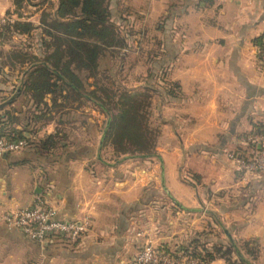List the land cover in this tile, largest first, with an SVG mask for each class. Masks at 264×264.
Segmentation results:
<instances>
[{"label":"crops","instance_id":"0c3cea01","mask_svg":"<svg viewBox=\"0 0 264 264\" xmlns=\"http://www.w3.org/2000/svg\"><path fill=\"white\" fill-rule=\"evenodd\" d=\"M109 7L125 42L117 51L133 64L129 88L151 76L178 84L175 94L163 82L160 90L142 88L165 96L161 121L171 127V145H157L151 156L117 157L106 145L109 118L84 89L74 102L53 103L48 95L27 108L20 101L28 68L23 60L10 61V52L37 55L40 42L0 40V84L8 80L0 86V134L6 126L33 142L53 135L57 156L43 169L32 144L0 158V214L46 198L59 218L91 221L75 242L54 237L40 245L0 219V264H124L146 242L186 258L188 238L201 235L209 244L224 239L231 262L240 253L250 264H264V170L241 172L226 154H248L242 137L264 125L257 44L264 0H111ZM13 9V0H0V16L15 15ZM40 110L49 117L36 125ZM209 244L201 245L211 251ZM225 263L214 257L208 264Z\"/></svg>","mask_w":264,"mask_h":264},{"label":"trees","instance_id":"16d2710c","mask_svg":"<svg viewBox=\"0 0 264 264\" xmlns=\"http://www.w3.org/2000/svg\"><path fill=\"white\" fill-rule=\"evenodd\" d=\"M23 1L28 0H13L14 10L21 19L7 23L0 32L4 31L3 33L9 36L29 35L38 28L31 21L22 20L23 14L19 10ZM110 2L111 0H57L56 10L43 12L46 16L44 22L47 28H44L41 34L39 53L33 55L30 50L26 49L23 52L19 49L10 54L15 56L16 60L28 63L22 92L33 105H39L48 95L50 101L58 103L60 100V104L63 103L62 98H65L68 91L78 95V91L86 86L81 78V72H87L89 76H92L95 72L97 73L98 59L102 55L111 51L110 49L115 53L117 48L125 46L124 39L111 18ZM45 36L50 38L46 39ZM263 38L264 34L257 41L260 51ZM161 80L169 94L176 93L178 88L176 82H170L165 78ZM104 92H107L106 88ZM151 95L149 89L135 94L128 91L120 92L117 97L115 95L113 105L108 107L96 89L89 90V98L97 101L109 116L106 140L116 146L113 148L117 152L144 157L155 153L153 150L155 141L147 137L148 127L144 122L151 103ZM1 130L0 136L10 139L24 137L23 133L14 128L3 126ZM250 131L264 132V125L255 124ZM27 139V147L35 144L39 150L55 147L56 143L53 135L36 139L34 142L33 138ZM244 145L248 150H256L250 144L244 143ZM201 244L198 239H192L189 245L182 249L187 257L198 258L204 264H208L217 256L225 258V264H247L241 259L230 261L229 254L232 247L229 244L216 245L212 248L213 251ZM180 251L174 250L171 253L175 255Z\"/></svg>","mask_w":264,"mask_h":264},{"label":"rangeland","instance_id":"374dc122","mask_svg":"<svg viewBox=\"0 0 264 264\" xmlns=\"http://www.w3.org/2000/svg\"><path fill=\"white\" fill-rule=\"evenodd\" d=\"M57 1V0H56ZM55 0H28L26 2H22L21 8H20V12L22 14H24V21L28 22L31 20V22H33V20L35 19L36 24H38V28L34 29L31 34H26L24 36L20 35V38L18 35H16V39L12 38L13 35H6L1 31L0 32V40H12L13 42L16 41H24L27 44H32V42L35 40L36 42H40V38H41V34L43 33V29L47 28L46 24H45V19L46 16L45 14H43V12H50L53 7H54V2H56ZM126 1V0H125ZM14 10V9H13ZM16 16H17V12H13ZM15 15L12 16V21H14L15 19ZM49 19V18H47ZM2 29V28H0ZM11 37V38H10ZM46 39H49V36H45ZM19 49H14L13 51L10 52V54H13L15 51H17ZM111 51H107L104 55H102L99 59H98V70L97 73L95 72L92 76H89V74L87 72H81V78L83 80V83L86 85L83 89L86 92H89V90H94L96 89V91L98 92V94L102 97L103 102L106 104V106L111 107L113 105V102L115 99V95L116 97L118 96V94L120 92H124V91H128V92H132L133 94L138 93V92H144V90L142 89L144 85H149L152 87H156L159 88L160 90V84H162V80L161 79H157L154 78L153 76H151L148 79L145 80H139V85L136 86V88H138L137 90H134L136 88H129L130 87V83L128 80V77L131 76L128 74L129 71V66H132L133 64L130 63V59L127 58L124 63L120 58V52L117 51L115 53H113L112 49H110ZM32 51V50H30ZM42 51V50H41ZM36 52L39 53L38 48L36 49ZM122 53L126 55V51L125 48L122 49ZM122 54V56H123ZM127 55H129V53H127ZM5 57V56H4ZM29 57V56H28ZM27 57V59H28ZM124 57V56H123ZM8 60V58H6ZM11 59L16 60L15 56H10V61H12ZM2 65V63L0 64V66ZM11 67L14 66V63L10 62ZM28 66V63H26V68ZM121 66L124 67L121 70ZM127 68V69H126ZM12 69H17L15 68H9L10 71H8V74L13 73ZM130 72V71H129ZM15 73V72H14ZM13 73V74H14ZM7 75V74H6ZM8 82V80H4V82H1L0 86H4L6 85ZM22 85V83H21ZM142 86V87H139ZM107 89V92H104V89ZM140 88V89H139ZM80 96L79 94H75L72 93L71 91H68L67 95L65 96V98H62L63 102H74L77 99H79ZM90 101V100H89ZM22 102L26 107L29 104H32L31 101L28 98H25L24 96L22 97V100L20 101ZM52 102V101H50ZM91 102H95V100L91 99ZM97 102V101H96ZM150 105L147 109V117H145V124L148 127V134L147 137L149 139H152L155 141L154 144V152L156 151L155 148L156 146L160 145V146H166L169 145L171 143V139L172 138V131H171V127L165 128V126H163V122L161 121L162 118V113L160 111L161 107L167 102L165 100V96L163 95H158L157 94H152L151 95V101H150ZM49 103V101H48ZM28 104V105H27ZM165 106V105H164ZM28 108V107H27ZM47 111H38L37 115H35L34 120H36L35 122L36 125L41 124L42 121L47 120L48 114ZM18 114L20 115L21 118H24V112L20 111L18 112ZM26 114V111H25ZM107 118H109V116L106 114ZM170 118V117H169ZM27 118H25L26 121ZM90 130V129H89ZM89 135H90V131H89ZM47 136V135H45ZM44 137H41L40 139H42ZM39 140V139H38ZM37 140V141H38ZM71 140V139H70ZM65 141V140H64ZM108 147H111L112 150H115L113 147L114 146L111 142L107 141L106 144ZM113 145V146H112ZM171 145V144H170ZM49 149V148H48ZM47 148H42L40 149L41 154L38 156L40 161L39 163H41V167L43 169H49L51 168V166L53 165L54 161L56 160L57 156H56V150H53V147H51L49 150ZM117 154V157L120 156L121 158H125V157H129V155H134V154H125V153H119L117 152V150H115ZM155 163H157V159L154 161ZM36 165L38 164V162L36 161L35 163ZM167 183H171L170 181H168ZM175 191H179V189L181 190V188L179 186H174ZM165 196V195H164ZM170 196H165L164 198L168 199ZM204 230L207 232L209 231L208 229L206 230V226H204ZM217 229V228H216ZM209 236H204L201 235L199 243L205 242L209 244ZM191 239L188 238V241H190ZM177 244L174 245V247H176ZM210 246H212V248H214V246L216 245H226L225 240L222 239H213L212 243L209 244ZM239 245L242 246V240L239 242ZM158 246V245H157ZM176 250V249H175ZM179 256H181V253H179V255H175L174 259L178 260L181 259ZM218 257V256H217ZM193 258V257H192ZM225 261V258L220 257ZM197 259L200 264H204L202 260ZM231 261V259H230Z\"/></svg>","mask_w":264,"mask_h":264},{"label":"built area","instance_id":"2783aa9c","mask_svg":"<svg viewBox=\"0 0 264 264\" xmlns=\"http://www.w3.org/2000/svg\"><path fill=\"white\" fill-rule=\"evenodd\" d=\"M12 19L10 15L0 16V28L12 22ZM260 58L264 61V38ZM27 138L29 137L10 139L0 136V158L7 153L27 147ZM242 141L254 146L256 150H249L248 154L228 150L226 154L229 159L241 172L257 173L264 170V132L251 131L242 137ZM0 219L7 227L20 229L26 236L40 245H44L54 237L67 242H75L91 227V221L88 217L78 220L59 218L56 208L46 198H39L32 205L2 212ZM174 257V254L157 248L151 242H146L124 264H177L183 259H185L186 264H200L195 258L179 256L181 259L178 261Z\"/></svg>","mask_w":264,"mask_h":264},{"label":"water","instance_id":"95a60500","mask_svg":"<svg viewBox=\"0 0 264 264\" xmlns=\"http://www.w3.org/2000/svg\"><path fill=\"white\" fill-rule=\"evenodd\" d=\"M15 97V95L12 97V98H10V100H12L13 98ZM9 100V101H10ZM109 121H110V119L108 120V123H107V127H108V125H109ZM25 135H27V134H25ZM239 256H240V258L242 259V260H244V262H246L247 264H250L247 260H245L243 257H242V255L239 253Z\"/></svg>","mask_w":264,"mask_h":264}]
</instances>
